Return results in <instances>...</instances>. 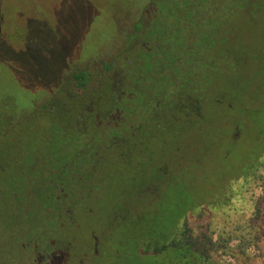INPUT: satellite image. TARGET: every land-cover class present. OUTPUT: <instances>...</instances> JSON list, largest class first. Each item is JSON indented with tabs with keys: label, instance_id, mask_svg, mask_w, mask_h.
Here are the masks:
<instances>
[{
	"label": "trees",
	"instance_id": "1",
	"mask_svg": "<svg viewBox=\"0 0 264 264\" xmlns=\"http://www.w3.org/2000/svg\"><path fill=\"white\" fill-rule=\"evenodd\" d=\"M104 1L120 12L127 4L137 6L135 0ZM261 1L148 0L131 13L134 23L114 31L115 44L108 41L111 48L107 46L98 56L101 59H95L99 62L72 67L53 96L28 109L11 107V100L2 101L9 109L0 113V201L20 208L35 205L44 219L39 229L29 217L22 225L12 219L2 222L0 238L11 234L24 253L33 242L46 247L52 238L65 237L50 230L48 223L60 228L56 218L65 213L60 207L83 204V196L89 193L88 184L93 182L77 180L76 173L82 167L79 162L84 151L92 148L91 132L98 111L106 116L119 108L125 115L160 102L165 119L173 118L174 109H180L184 117L187 109L202 108L206 99L209 103L223 100L229 104V112L236 110L237 98H229L221 89L212 91L209 81L212 70L219 67L216 62L231 61L232 69L239 70L238 62L228 57L235 50L230 47L226 21L232 13L256 11ZM251 94L257 97L258 91ZM242 135L240 132V138ZM252 145L256 155L241 165V183L234 193L217 190L214 196L215 204L225 208H194L197 215H210L211 223V214L239 212L241 204L232 208L236 196L244 203L246 191L261 183L252 216L244 224L213 230L212 224L197 228L184 210L173 219L166 218L170 209L163 207L142 208L140 213L138 208L125 206L110 210L117 214V224L129 221L132 225L128 247L119 250L125 264H254L262 237L259 222L264 217V141L257 139ZM71 148L73 155H69ZM230 154L226 151L222 156ZM102 167L107 171V165ZM182 183L188 190L185 182L179 187L182 189ZM156 201L160 205L159 197ZM0 264L15 263L0 258Z\"/></svg>",
	"mask_w": 264,
	"mask_h": 264
},
{
	"label": "rangeland",
	"instance_id": "2",
	"mask_svg": "<svg viewBox=\"0 0 264 264\" xmlns=\"http://www.w3.org/2000/svg\"><path fill=\"white\" fill-rule=\"evenodd\" d=\"M135 1L139 8L148 0ZM107 2L0 0V113L9 109L2 101L11 100V107L28 109L37 101L48 99L56 93L62 83V77L72 67L93 56L98 57L109 46V40L111 44H115V38H112L114 31L132 23L128 21L130 17L127 15L136 13L137 6L127 4L120 12ZM229 18L230 20L226 21V30L229 32L230 47L235 50V54L229 53L228 57L238 62L239 70L232 69L231 61L216 62L219 67L212 70L209 88L212 91L221 89L229 98H237L236 110L228 112L225 105L207 103L206 108L214 113L204 125L203 136L197 130L182 133V141L186 142V147L193 153L197 150L200 158L198 166L191 165L192 169L189 165H184L190 172L183 174L182 180L187 184L188 190L183 183L181 189L175 183L166 181L159 196L160 208L170 209L166 218L173 219L178 211L184 210L186 214L189 212V218L197 228L212 224L213 230H221L224 227L225 230H230L244 224L249 216H252L255 192L258 195L261 189V183L252 184L245 193L244 203L238 195L234 199L232 208L241 204L239 212L232 209V215L211 214V223L210 215L204 213L199 216L194 210L225 208L215 204L214 196L218 193L217 190H225L227 194L233 192L241 183V178L238 177L240 168H243L241 165L245 159L256 155L253 142L257 139L261 140V143L264 141V0L256 11L241 10L239 14L232 13ZM256 90L257 97L251 94ZM237 125H241L239 132L243 134L240 139L234 141L226 136L220 139L221 133L231 135ZM30 150L35 152L34 147ZM224 150L232 155L222 156ZM69 155H73L72 148ZM106 163L109 178L87 197L89 203L99 207L96 216L101 219L110 210H122L130 201L129 192L138 189L145 179L153 181L152 177H146L140 168H126L127 170L120 172L121 164L113 156H109ZM112 170L116 173L113 174ZM24 183L28 185L27 181ZM36 210L39 208L35 205L31 208H20L13 202L7 204L2 200L0 223L12 219L22 225L29 221V217L32 226L39 229L44 218ZM130 223L118 222L117 228L107 237L100 234L102 254L93 258L89 264H125L119 250L126 249L130 243ZM259 224L262 237L253 259L254 264H264V217ZM48 227L77 243L73 252H77L81 246L84 247L86 242L92 240L90 234L94 230L83 224L79 217L73 225L62 222L60 228H57L55 224L48 223ZM23 255L11 234L0 238V258L21 264L23 260H27Z\"/></svg>",
	"mask_w": 264,
	"mask_h": 264
},
{
	"label": "flooded vegetation",
	"instance_id": "3",
	"mask_svg": "<svg viewBox=\"0 0 264 264\" xmlns=\"http://www.w3.org/2000/svg\"><path fill=\"white\" fill-rule=\"evenodd\" d=\"M128 16L131 18L132 14ZM96 58L101 59L91 57L78 65L85 63L95 65L99 62L95 60ZM64 77H62V82ZM207 103H209L208 99L204 101L202 108L187 109L184 112V117L180 109L178 111L174 109L173 118L166 119L165 109L160 102L156 103L155 107L149 105V108L142 111L136 108L125 115L124 111L119 108L108 112L106 116L98 111L96 125L92 126L93 131L91 132L94 134L92 148L84 151L85 155L79 162L82 167L78 168L76 173L77 180L93 183L92 185L88 184L87 191L89 193L83 196V204L61 206L60 208H64L65 213L62 211L63 215L60 212L59 217L56 218L61 226L62 222L76 224L77 217H79L83 224L94 229L90 234L92 240L86 242V245L81 246L77 252L72 251L77 248L75 247L77 243L69 240L68 237L52 238L46 247L40 246L38 242H33L28 251L24 252L23 256L27 257L25 264H89L93 258L101 256L103 245L99 243L100 234L101 236L105 234L107 237L117 228V214H112L109 211L103 219L98 218L96 211L99 207L89 203L87 197L101 187L100 181L109 178L108 169L105 171L102 167V165H107L106 160L109 156H113L121 164L120 172L124 169L127 170L126 168H134V170L140 168L145 172L146 177H152L153 180L150 182L145 179L138 189L130 191V201L127 202L125 208H138L139 213L142 212V208H160L156 198L161 195V187L165 186L166 181L179 186L183 180V174H187L184 165H189L190 169H192V164L198 166L200 161L198 152L197 150L195 153L190 152V148L186 147V142L182 141V133L188 131L192 133L197 130L203 136L204 125L213 117L214 113L206 108ZM215 104L217 106L225 105L227 108L229 105L219 99ZM192 105L190 104V107ZM227 111L229 112L228 109ZM154 112L156 113L153 115ZM220 136V139L226 136L228 139L231 137L236 141L240 138L239 127L234 126L231 135L230 133H221ZM204 149L205 147H203ZM111 172L116 173L114 170ZM188 173L190 172L188 171ZM132 174L135 175V173Z\"/></svg>",
	"mask_w": 264,
	"mask_h": 264
}]
</instances>
